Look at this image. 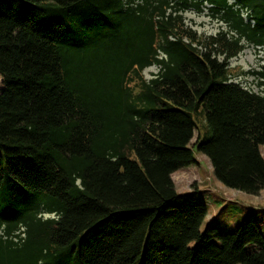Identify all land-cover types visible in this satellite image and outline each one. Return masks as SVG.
I'll return each mask as SVG.
<instances>
[{"label": "trees", "instance_id": "trees-1", "mask_svg": "<svg viewBox=\"0 0 264 264\" xmlns=\"http://www.w3.org/2000/svg\"><path fill=\"white\" fill-rule=\"evenodd\" d=\"M204 9L227 30L184 24ZM242 40L264 45V0H0V264H264V208L202 228L206 200L172 180L199 152L264 189V65L260 93L228 70Z\"/></svg>", "mask_w": 264, "mask_h": 264}, {"label": "rangeland", "instance_id": "rangeland-1", "mask_svg": "<svg viewBox=\"0 0 264 264\" xmlns=\"http://www.w3.org/2000/svg\"><path fill=\"white\" fill-rule=\"evenodd\" d=\"M242 14L245 18L246 12L242 11ZM182 16L184 24L202 38L214 36L219 31L227 30V27L223 23L209 16L205 9L200 13L189 10L183 12ZM241 42L244 43L242 50L228 60L230 77L244 88L255 93H260V78L253 74V72L261 70V65H264V45L261 47L246 44L244 40ZM218 58L222 59V56ZM156 71L157 67L150 65L141 72V76L145 79H150ZM1 86L2 79L0 77V88ZM196 124L197 128L194 130L190 144L205 130L204 121L201 116L196 117ZM260 151L264 157L263 145L260 146ZM194 155L195 162L175 171L172 174V180L178 192L195 191L206 200L208 214L204 219L202 228L205 223L210 222V219L213 218L212 220L215 219L218 226L226 225L228 229H234L248 211H234L231 208L221 209L223 205L230 204L231 202L249 208H264V189L252 195L240 190L227 188L215 179L209 160L199 152H194ZM246 247L250 246L247 245Z\"/></svg>", "mask_w": 264, "mask_h": 264}]
</instances>
